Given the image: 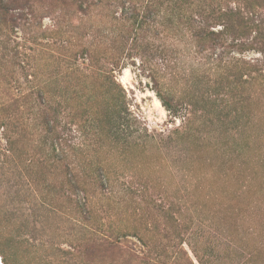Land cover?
<instances>
[{"label":"rangeland","instance_id":"374dc122","mask_svg":"<svg viewBox=\"0 0 264 264\" xmlns=\"http://www.w3.org/2000/svg\"><path fill=\"white\" fill-rule=\"evenodd\" d=\"M172 1L0 0V264H264V93L230 83L228 101L215 99L213 66L195 59L175 22L185 6ZM234 1L199 0L210 10ZM169 17L172 31L162 26ZM141 20L145 51L132 40ZM168 32L174 53L164 63ZM93 47L98 72L118 60L128 124L108 84L90 78L83 56ZM241 52L213 58L261 60ZM157 91L173 108L192 104L185 132ZM40 111L37 122L57 126L66 149L55 167L45 134L21 125Z\"/></svg>","mask_w":264,"mask_h":264},{"label":"trees","instance_id":"16d2710c","mask_svg":"<svg viewBox=\"0 0 264 264\" xmlns=\"http://www.w3.org/2000/svg\"><path fill=\"white\" fill-rule=\"evenodd\" d=\"M147 6L155 7L164 2H171L172 0H145ZM175 4H182L185 6L184 12L180 17L177 18L176 24L186 26L187 31L191 35V41L195 42V59H202L206 63H209L213 66L211 68L215 74H213V79L210 81L213 85V94H216L215 99H223L225 102L227 100V93H224L227 90H230V83H236L239 85L242 84H253L255 86V98L261 99L264 93V0H236L232 2V5L221 6L210 10L205 5L201 4L199 0H174ZM135 2V1H133ZM173 2V1H172ZM180 7V6H179ZM178 7V9H180ZM177 9V11H178ZM150 14V13H149ZM175 15V14H174ZM179 15V14H176ZM138 16V15H137ZM131 19L128 18V20ZM138 17L136 18V20ZM174 19L169 17L166 19L167 25H163L164 28L170 29L172 31V24ZM145 22L137 21V29L135 30L134 38L132 39L138 48L142 47V50L145 51L149 47L147 40H145V34L141 35V28ZM159 25V24H158ZM219 27V29H218ZM160 33L161 30L157 29ZM163 32V31H162ZM161 32V33H162ZM130 36H122L121 44L126 46L129 41ZM230 39V41H229ZM160 48V59L165 63L169 54H173L174 50L171 48V45L168 44L167 40H170L169 32L164 38L161 39ZM174 44L178 46L177 41ZM145 43V45H143ZM180 45V44H179ZM146 46V47H144ZM209 51L208 53L205 51ZM219 50L222 53L234 52V51H245V50H254L261 54V60L256 63H250L242 58L231 57L228 61L217 57L213 58L215 52ZM193 51V50H192ZM100 51L96 47H93L87 51L83 56L85 60L88 61V66L93 72V78L95 75L98 76L97 80L104 81L105 84H108L110 87L109 97L111 100L112 108L114 109V114H125L124 122L128 124V108L126 102V92L122 86L117 84L115 71L118 67V60L116 61L112 58L111 62H104V65L101 66L100 71L98 72L97 68L100 65L102 56ZM242 53V52H241ZM180 59V58H179ZM224 60V61H223ZM167 63V62H166ZM204 64V63H203ZM144 66V62L140 64ZM125 67V66H123ZM25 70V68H22ZM96 69L97 71H94ZM228 72V73H227ZM29 77L31 74H26L25 78L27 82L30 83ZM88 78V77H87ZM100 81V82H101ZM26 82V81H25ZM117 84L116 88L112 86ZM119 86V88H118ZM21 91V96L24 101V104H28V98L31 97V92H28L29 87ZM157 95L160 97L163 106L176 118H180L183 122L182 132L189 127L191 118L189 116L193 115L194 111L190 110L193 108L192 104H184L182 108H173L168 104L162 97V93L157 91ZM228 101V100H227ZM16 105V102L14 103ZM44 105V104H41ZM127 105V106H126ZM45 106V105H44ZM43 106V107H44ZM186 106V107H185ZM12 114L11 116H14ZM18 115H22L18 112ZM189 115V116H188ZM42 112H38L35 117L36 120L33 122L31 120L28 123L22 122L21 125H26V128L33 126V133L45 134L41 142L42 146L46 147L48 154H51V164L55 167V163H61L63 159V154L65 155V146L63 147V139L60 136H57V132L54 128L57 126H52L46 121L37 122V118H41ZM118 116V115H117ZM10 117H4L8 120ZM20 118V117H18ZM34 118V119H35ZM127 121H126V120ZM27 120V119H26ZM29 120V119H28ZM89 121V120H88ZM120 126L125 127V123H119ZM1 127L4 128L5 137L9 131L8 124H1ZM180 130V131H181ZM185 132V131H184ZM54 133L55 137L53 140L48 136ZM119 136H116L118 138ZM8 149L7 152H13L12 145L16 144L13 140V136L7 137ZM54 178V177H53ZM110 245L109 241H106L100 244L97 248H103L104 251L107 250V246ZM117 245L115 243L111 244V249L115 250ZM113 252V251H112ZM95 253V248H90L87 250L86 255L90 256ZM155 264H164L160 261L159 256H156L154 259Z\"/></svg>","mask_w":264,"mask_h":264}]
</instances>
